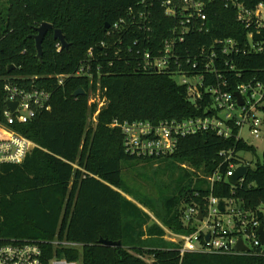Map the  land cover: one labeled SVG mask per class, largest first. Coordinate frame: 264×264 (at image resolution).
I'll return each instance as SVG.
<instances>
[{
	"label": "trees",
	"instance_id": "trees-1",
	"mask_svg": "<svg viewBox=\"0 0 264 264\" xmlns=\"http://www.w3.org/2000/svg\"><path fill=\"white\" fill-rule=\"evenodd\" d=\"M164 1L7 0L0 5V125H7L4 116L7 83L26 89L45 88L53 97L50 111L12 128L37 148L21 165H0V239L38 242L66 239L83 245L81 249L65 250L44 244L47 262L65 258L83 264H148L130 254L133 251L152 257L149 264H264V257L249 255L182 257L180 246L165 242L160 226H149V215L118 191L133 196L177 234H187L189 231L179 216L183 199L204 192L205 182L198 180L194 185V178L200 173L211 176L222 160L220 152L235 147L214 133H203L181 139L177 151L169 157L143 159L127 155L122 131L111 127L115 120L159 124L203 117L212 106L209 97L194 105L186 87L178 84L170 73L138 69L135 51L130 53L125 48L120 56L115 55L119 50L115 42L120 36L124 46L132 45L137 38L140 48L145 43L154 49H160L165 39L171 37L176 22L166 17ZM236 1L247 8L264 3V0ZM145 5L150 13V32L122 35L116 32L108 36L109 29L119 20L129 19L131 11L140 22ZM208 21V33L190 36L180 46L182 57L195 56L199 48L216 39L247 42L248 31L236 20L232 2L209 3ZM43 23L61 30L69 49L59 50L51 31L43 41L44 53L39 60L32 37ZM90 49L94 51L91 77H72L59 86L55 78L79 71L87 62ZM250 55L235 59L238 71L243 73L240 83L262 76L257 72L264 69V56ZM97 84L105 105L99 111L96 127L89 129V120L98 111L97 103L90 104V92L98 89ZM80 89L85 95L73 96ZM244 147L247 148L239 144V149ZM252 151L257 155L255 149ZM140 161L167 165L173 182L168 188L172 190L165 195L161 191L160 197L152 200L128 189L123 180L125 166ZM185 164L195 172L181 168ZM226 169L227 166L222 171ZM245 180L235 190V197L241 198L248 209L264 205V153L257 166L249 168ZM206 191L210 193V189ZM213 195L228 199L232 197V188L218 185ZM102 239L121 242L122 247H105Z\"/></svg>",
	"mask_w": 264,
	"mask_h": 264
},
{
	"label": "built area",
	"instance_id": "built-area-1",
	"mask_svg": "<svg viewBox=\"0 0 264 264\" xmlns=\"http://www.w3.org/2000/svg\"><path fill=\"white\" fill-rule=\"evenodd\" d=\"M212 1H164L162 4L165 15L176 22V25L171 31V37L165 39L160 49L151 46L148 48L145 43L140 48V40L137 38L132 45L124 46L122 36L115 42L119 49L115 52L116 56H120L125 48L130 53L135 51L138 69L150 73L168 72L175 80L180 79L177 83L186 87L188 98L194 105L209 97L212 106L207 108V114L180 121H162L159 124L147 121L121 123L115 120L111 127L122 131L126 154L143 159L169 157L177 151L181 139L203 133H214L219 138L232 142L235 147L220 152L222 160L211 176L199 174L198 180L205 182L204 192L190 194L183 199L179 216L189 233L176 235L179 241L175 243L179 244L182 257L186 254L264 257V245L258 234L259 228H264V205L254 210L248 209L241 198L235 197V190L245 183L247 175L240 178L236 186L230 181L238 168L246 167L249 173L250 167L257 166L258 160H253V156L257 155L252 149H259L256 142L264 144V69L257 72L262 75L260 79L256 76L240 83L243 73L238 71L235 64V59L242 56H264V3L255 8H247L236 0H228L236 9V20L248 31L247 42L244 44L232 38L216 39L211 45L199 48L195 56L189 54L182 57L179 48L186 43L188 37L209 32L208 6ZM145 7V11L139 15L140 22L137 21L138 16L133 14L134 11H131L129 19H121L109 29L108 36L116 32L120 35L150 32V13L147 11L148 7ZM102 47H105V43ZM58 49L62 50L60 43ZM93 58L94 51L90 49L88 60L79 71L70 76L55 78L58 85L64 86L72 77L90 78ZM97 87L95 92H90V104H98V116L105 100L102 99L100 85L97 84ZM5 92L7 102L17 103L18 107L12 113L6 106L4 112L7 125L0 128V165H21L37 146L12 128L30 123L37 119L38 114L50 111L53 97L45 88L26 89L11 83L6 84ZM236 93L241 96L242 105L239 104ZM239 144L246 145L247 148L239 149ZM225 166L227 169L223 172ZM218 185H229L232 197H215L213 191ZM208 189L210 193L207 194ZM221 202L225 203L223 211L220 209ZM200 216L203 217L202 220ZM240 240L247 251H236ZM44 244L65 250L83 247L80 243L66 239L51 242L0 239V264H83L81 261L73 262L65 258H53L47 262Z\"/></svg>",
	"mask_w": 264,
	"mask_h": 264
},
{
	"label": "rangeland",
	"instance_id": "rangeland-1",
	"mask_svg": "<svg viewBox=\"0 0 264 264\" xmlns=\"http://www.w3.org/2000/svg\"><path fill=\"white\" fill-rule=\"evenodd\" d=\"M7 0H0V5L3 6L6 4ZM177 82L180 81V79H176ZM97 114L94 115L88 123V128H95L96 124H97ZM3 125H0V128ZM256 144H258L260 147L257 150V157L253 156V157H248L249 159L253 158V160L255 161H261L262 160V156H263V152H264V144H262L261 142L258 143L256 142ZM125 170L123 172V180H124V184H126V186L128 187V189H132L134 191H138L139 193L143 194V195H148V197L152 198V200H157L160 196V192L162 191L164 193V195L166 194V192L171 191V188H168L169 185H172V178L170 175V172H168L167 170V165H163L159 162H145V161H140L137 163H133V164H128V166H125ZM185 168L187 170H190L192 172H195V170L193 168H191L189 165L185 164L182 165L181 168ZM176 178V177H175ZM198 181V178H194V182L196 185V183ZM162 187V188H161ZM161 188V190H160ZM167 188V189H166ZM128 201H133L135 204H137L146 214L149 215L150 217V222H149V226L153 225V224H157L158 226H160V228L164 231V237L163 240L165 242L168 243H173L175 245H179L175 242L179 241L176 235L177 234L173 229L167 227L166 225H164L160 219H157L155 213L153 211H151L148 207H144L141 204H139L138 201H136L134 199L133 196L126 194L125 192H123V190H118ZM144 239H148L147 237H145ZM130 254L139 257L140 259H142L143 261H145L146 263H152L153 262V258L148 256H141L138 255L137 253L130 251Z\"/></svg>",
	"mask_w": 264,
	"mask_h": 264
},
{
	"label": "water",
	"instance_id": "water-1",
	"mask_svg": "<svg viewBox=\"0 0 264 264\" xmlns=\"http://www.w3.org/2000/svg\"><path fill=\"white\" fill-rule=\"evenodd\" d=\"M110 28V25L107 24L106 25V29H109ZM37 31V34H35V36L32 37V39L34 40V42L36 43V48H37V58L39 60H42V57H43V53H44V49H43V41L44 39L46 38V36L51 32V31H54V39L60 43L62 45V49H66L68 50L69 49V44L68 42H66L65 40V36L63 35L62 31L59 30V29H54V26L53 25H50L48 23H43L41 24L40 27H38L36 29ZM10 69H14L13 66L10 67ZM85 95V92L84 90L80 89L78 91H76L73 96L75 97H80V96H84ZM239 101V104L242 105L243 104V101H242V98L241 96L236 93L235 95ZM8 109L14 113L18 107V104L17 103H12V102H7L6 103ZM248 174V169L246 167L244 168H238L235 172V175L234 177L230 180L231 183L236 186L239 184V179L246 176ZM225 208V203L224 202H221L220 203V209L223 211ZM200 220H202V216H200ZM258 234H260V240L261 242L263 243L264 245V228L263 226H261L258 230ZM208 240H209V237H208ZM101 244L105 247H108V248H121L122 247V243L121 242H114V241H108V240H104L102 239L101 240ZM247 251L246 247L243 245V242L242 240L239 241L237 247H236V251Z\"/></svg>",
	"mask_w": 264,
	"mask_h": 264
}]
</instances>
